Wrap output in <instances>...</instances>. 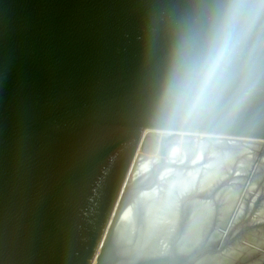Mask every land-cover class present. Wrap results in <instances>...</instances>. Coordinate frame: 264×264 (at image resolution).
<instances>
[{
    "label": "water",
    "instance_id": "water-1",
    "mask_svg": "<svg viewBox=\"0 0 264 264\" xmlns=\"http://www.w3.org/2000/svg\"><path fill=\"white\" fill-rule=\"evenodd\" d=\"M227 20L220 75L193 105L180 44ZM264 142V0H0V264H196L117 244L138 151L181 136ZM148 138V139H147Z\"/></svg>",
    "mask_w": 264,
    "mask_h": 264
},
{
    "label": "bare ground",
    "instance_id": "bare-ground-1",
    "mask_svg": "<svg viewBox=\"0 0 264 264\" xmlns=\"http://www.w3.org/2000/svg\"><path fill=\"white\" fill-rule=\"evenodd\" d=\"M182 137H185L182 135ZM195 146L202 148V145L207 146L202 142L205 136H197ZM209 138V137H208ZM148 139V138H147ZM223 139L218 137H210L209 140ZM225 140V139H223ZM227 140V139H226ZM243 143H264L253 140H232ZM159 142L155 147L146 141L143 148L138 151L136 159L137 164L131 178L128 180V189H134L144 184H152L154 179V173H158L159 166L161 165L160 157L158 158H145L142 157V152L157 155L159 152ZM212 144L211 141H207ZM179 143V144H178ZM202 144V145H201ZM245 147L246 144H243ZM181 142H172L168 149L167 159L170 162H166V166L160 168L158 174V180L155 186L147 188L146 191L141 192L134 200V202L124 211L116 229V240L119 245H126L129 248L124 252L127 257L130 256L133 259H148L154 257L168 256L172 252H176L179 256L191 259L198 254H201L205 248L207 253L215 250L220 245L218 238L223 239V231L228 226V223L239 219L243 213L242 200L239 199V193L243 188V182L239 181L231 185L228 190H222L220 184L226 177L224 174L213 170L215 164H210L204 168H194L190 160L178 161V152L181 150ZM249 148V147H248ZM243 148L242 151L246 152L247 149ZM142 157L139 160L138 158ZM192 162V163H191ZM180 163V164H179ZM183 163L188 166H184L186 171L177 170L178 166L182 167ZM175 168V169H174ZM162 169V170H161ZM214 171V172H213ZM245 181V179H241ZM165 183V185H162ZM167 188V191H166ZM215 191V192H214ZM237 191V192H236ZM251 191V189L249 190ZM162 193H166L162 195ZM248 194V192H247ZM262 192L256 193L255 197H259ZM184 199H187V205L185 210L193 209L192 219L190 224L187 223V227L191 232L188 236L187 233L182 237L176 236L181 241V246L173 243V238L177 235L178 223L182 216L178 212V203ZM217 201L224 205L223 214L218 222L219 224L214 230L217 222L213 221V206ZM262 204V203H260ZM259 204V205H260ZM260 207L257 206L255 210ZM215 209V208H214ZM260 209V210H259ZM183 210V209H182ZM184 210L182 211V213ZM255 223L261 225L264 224V205L256 210ZM186 220V217L185 219ZM188 220V218H187ZM212 221L214 223H212ZM192 223V225H191ZM215 225V226H214ZM211 226V227H210ZM214 226V227H213ZM187 228V231H188ZM211 229L210 233H208ZM214 230V232H213ZM220 232L217 234V232ZM206 232V235H205ZM261 238L255 240V247L252 249V253L249 255V249L240 245H233L226 252L221 253L222 256L208 255V257L201 256L196 264H204L206 258H212L217 261L218 259H228L232 261L236 259H242L245 261L246 256L256 254V264H260L261 260L264 261V232H262ZM221 236V237H219ZM248 250V251H246ZM228 260H223L225 264H229ZM227 261V262H225ZM217 263V262H216ZM222 263V262H220ZM232 263V262H231Z\"/></svg>",
    "mask_w": 264,
    "mask_h": 264
},
{
    "label": "rangeland",
    "instance_id": "rangeland-1",
    "mask_svg": "<svg viewBox=\"0 0 264 264\" xmlns=\"http://www.w3.org/2000/svg\"><path fill=\"white\" fill-rule=\"evenodd\" d=\"M197 138V136H193L191 138L181 136L180 138L175 140V143L181 142L182 146V152H178L177 155L178 161L183 162L185 160L191 159L190 161L193 162H191V165L194 167L191 169H195V167L204 168L212 163L215 164L213 170L216 171L218 168L220 171L219 173L224 174V177H226V179H224L223 182L220 184V187H225L224 189H222L225 191L228 190V188H230L231 185L235 184L236 182H243V188L241 189V191H243L239 193L240 196L238 197L240 200H242L241 205L244 209L239 219H236L235 221L230 220L228 226H226V231H223V239L221 238L220 240V238H218L217 242L220 241V245L218 246V248L210 251V254L207 253L208 250L205 248V250L201 252V255L203 257L204 255L205 257H208V255H213V257H215L216 255L222 256L221 253L226 252L235 244L240 245L242 247H247L248 249L250 248V251L248 252L250 255V253H252V249L255 247V240H259L261 238V235H263L262 232H264V224L261 225L259 223H255V216L257 213L256 210L264 205V143H243L246 144V146L249 147L248 148L245 147L243 144L241 145L242 142L238 143L236 141H232L233 139L209 140L210 137H204L202 142H204V144H206L207 146L201 144L202 148H198L195 146ZM207 141H211L212 144H209ZM243 148L247 149L246 152L242 151ZM141 156L151 159L159 157L158 154L153 155L146 152H142ZM142 157L138 158V164L139 160ZM166 162L169 163L170 159L166 160ZM183 164L185 165H183L182 167L178 166L177 170L186 171L187 169H190L184 167L188 166L186 165V163ZM159 172H161L160 169L158 170V173ZM241 179H245V181H241ZM162 185H165V183H162ZM250 189L251 191H249ZM261 192L263 193L261 194V196L259 195V197H255L256 193L260 194ZM165 194L166 193H162V195ZM186 200L187 199H184L181 202L179 200L178 203V212L182 216V218L180 219V222L178 223V228L176 229L177 235H175V237L173 238V243L176 245L181 244V241L179 242V239L176 236L183 237L185 233H187V236L191 233V230L189 231V228L187 227V223L189 222L188 224H190L193 209L190 207V209L185 210L184 204L185 206L187 205ZM257 206L260 207L255 210ZM223 207L224 205L222 203H219L218 201L216 205L213 206L212 219L213 221L217 222L215 224L216 226H213L214 230L219 224L218 222L222 217ZM182 209L184 210L183 213ZM185 217L186 220H183L185 219ZM213 221L212 223H214ZM210 231L211 229H209L208 233H210ZM218 233L220 232L218 231L217 234ZM255 256L256 254L246 256L247 259L245 261H241L242 259H236L234 261L231 260L232 263L228 259L220 258L215 261L212 258H206L204 264H225L223 260H228L229 264H256L258 261ZM260 262V264H264V261L261 260Z\"/></svg>",
    "mask_w": 264,
    "mask_h": 264
},
{
    "label": "clouds",
    "instance_id": "clouds-1",
    "mask_svg": "<svg viewBox=\"0 0 264 264\" xmlns=\"http://www.w3.org/2000/svg\"><path fill=\"white\" fill-rule=\"evenodd\" d=\"M227 20L218 23L209 37L208 44L200 51L180 44L173 68L171 87L183 102L197 104L205 89L220 75L227 45Z\"/></svg>",
    "mask_w": 264,
    "mask_h": 264
}]
</instances>
